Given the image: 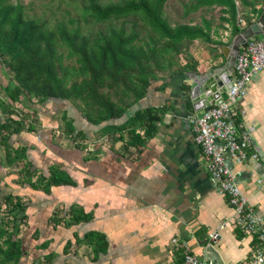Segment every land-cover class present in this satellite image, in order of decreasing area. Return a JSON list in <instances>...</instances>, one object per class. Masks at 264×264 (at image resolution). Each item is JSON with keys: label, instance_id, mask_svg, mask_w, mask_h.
I'll return each mask as SVG.
<instances>
[{"label": "crops", "instance_id": "0c3cea01", "mask_svg": "<svg viewBox=\"0 0 264 264\" xmlns=\"http://www.w3.org/2000/svg\"><path fill=\"white\" fill-rule=\"evenodd\" d=\"M256 1L261 3L257 8L261 12L254 23L264 17V0ZM235 4L240 9L239 3ZM222 18L227 15L219 11L203 17L211 25L208 41L198 43L200 49L194 55L201 75L226 61L224 49L236 36H231V26ZM239 23L247 27L245 21ZM189 77L192 75L162 82L132 108L133 112L139 108L166 112L154 136L147 137L140 130L143 146L135 154V148H124L127 134L122 137L117 133L113 142L101 132L104 124L93 126L79 112L68 114L75 127L69 134V123L57 119L62 115L44 111L34 133L15 136L11 147H26L29 167L36 171L33 181L41 174L50 177L59 169L61 177L70 182L51 194L40 188L31 195L28 185L7 179L23 185L14 189L10 183L11 190L19 191L17 195L33 200L27 210L28 230L35 233L36 242L24 238L27 249L49 243L50 250H39V255L53 253V264H185L187 254L209 257L207 238L216 232L220 239L213 247L224 264L248 262L253 237L235 227L233 209L219 194L207 159L194 139L189 120L201 110L195 112L192 105L191 86L185 81ZM233 108L234 119L252 135V153L258 160L247 165L229 160L228 164L249 205L264 220V74L255 77L246 96ZM56 134L62 135L61 139ZM11 170L18 174L16 167ZM77 210L84 213L85 221L68 226ZM77 240L84 243L79 246ZM68 242L72 247L65 255ZM96 247L100 248L98 257Z\"/></svg>", "mask_w": 264, "mask_h": 264}, {"label": "trees", "instance_id": "16d2710c", "mask_svg": "<svg viewBox=\"0 0 264 264\" xmlns=\"http://www.w3.org/2000/svg\"><path fill=\"white\" fill-rule=\"evenodd\" d=\"M46 1L24 5L0 0V65L7 79V86H0V150L6 154L5 163L0 157V264H23L24 258L33 264L54 263L53 253L39 255V250H50L49 243L27 249L24 238L36 242L35 233L28 230L27 210L33 200L11 190L6 168L23 173L22 184L31 188V195L40 188L51 194L70 184L59 169L33 181L36 171L29 167L26 147H11L16 135L34 133L44 111L62 115L69 134L75 127L68 114L79 112L93 126L104 124L101 132L113 142L117 133L127 134L124 148H135V154L143 146L140 130L154 136L166 112L132 108L166 80L200 75L194 55L200 49L197 44L208 41L211 25L203 17L226 14L222 21L231 26L233 37L244 29L239 20L248 26L261 12L256 0ZM18 105L35 111L37 118L27 123L15 109ZM85 219L77 210L68 226ZM71 247L68 242L65 255ZM94 251L98 257L100 248Z\"/></svg>", "mask_w": 264, "mask_h": 264}, {"label": "built area", "instance_id": "2783aa9c", "mask_svg": "<svg viewBox=\"0 0 264 264\" xmlns=\"http://www.w3.org/2000/svg\"><path fill=\"white\" fill-rule=\"evenodd\" d=\"M237 81L228 95V101L219 107L211 106L190 118L194 139L207 159L211 179L218 185L219 194L227 199L234 212V225L242 233L253 237L252 257L244 264H264V220L249 205L242 194L228 162L247 165L258 160L252 153L253 139L234 119L233 104L247 94L250 83L256 76L264 74V40L250 39L237 59ZM200 116V117H199ZM220 235L210 233L207 246L218 243ZM185 264H214L209 257L185 256Z\"/></svg>", "mask_w": 264, "mask_h": 264}, {"label": "water", "instance_id": "95a60500", "mask_svg": "<svg viewBox=\"0 0 264 264\" xmlns=\"http://www.w3.org/2000/svg\"><path fill=\"white\" fill-rule=\"evenodd\" d=\"M255 37L264 40V17L248 25L233 38L224 49L226 61L222 65L210 67L204 75L192 76L185 80L191 86L190 99L195 112L200 109L203 113L208 107H219L224 104V95L228 97L234 82L238 79L236 64L241 50L246 48L248 40ZM207 251L214 264H224L214 247H208Z\"/></svg>", "mask_w": 264, "mask_h": 264}, {"label": "rangeland", "instance_id": "374dc122", "mask_svg": "<svg viewBox=\"0 0 264 264\" xmlns=\"http://www.w3.org/2000/svg\"><path fill=\"white\" fill-rule=\"evenodd\" d=\"M5 1H7V2H12V3H16V2H22L24 5H29V4H31L32 2H36V4L38 5L42 0H5ZM43 1H46V0H43ZM47 2V1H46ZM170 9L168 8L167 9V11H169ZM257 39H260L259 37H256ZM2 66L0 65V86H1V88H3V87H5V86H7V79L4 77V75L2 74ZM0 97H4V94H2L1 92H0ZM227 99H228V97H227ZM7 106H8V104H7ZM15 109H17V110H19V111H21L22 112V114L21 115H24L25 116V118H26V121H27V123H29L30 121L32 122L34 119H35V111H33V110H31V109H26V108H24V107H21V106H16L15 107ZM56 115H57V113H56ZM57 116H59V115H57ZM56 116V117H57ZM57 119L59 120V122L61 123V120L63 121V118H62V116H59V117H57ZM190 121V120H189ZM191 123V122H190ZM65 123H63V125H64ZM66 128L67 127V125L66 126H63V128ZM38 128V127H37ZM59 130H60V132H63V130H62V128L60 127L59 128ZM60 134H62V133H60ZM59 134V135H60ZM63 136H64V134H62ZM62 135L61 136H57V134H56V136L58 137V139H61V137H62ZM5 151H4V149H1L0 150V157L2 158V160H3V162L5 163L6 162V160H5ZM20 174H14V173H12L11 171H9V169H7L6 170V179H8V180H18V181H21V178H22V175H23V173L22 172H19ZM14 183V189H19L21 186H23V185H20V184H16L15 182H11V184H13ZM20 183V182H19ZM21 184H22V181H21ZM23 264H33V261H31V260H27V258H24L23 259ZM37 264V263H36Z\"/></svg>", "mask_w": 264, "mask_h": 264}]
</instances>
